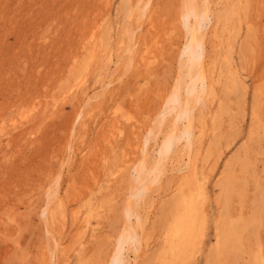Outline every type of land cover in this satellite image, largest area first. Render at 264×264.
Here are the masks:
<instances>
[{"label":"rangeland","instance_id":"374dc122","mask_svg":"<svg viewBox=\"0 0 264 264\" xmlns=\"http://www.w3.org/2000/svg\"><path fill=\"white\" fill-rule=\"evenodd\" d=\"M137 1L0 0V264H113L134 168L143 151L153 162L172 129L164 103L189 83L185 0H150L144 13ZM209 1L202 54L215 98L192 111L206 225L185 264H253L264 253V0ZM228 75L241 85L225 86ZM172 168L137 206V264L167 251L180 214ZM233 226L238 243L217 252Z\"/></svg>","mask_w":264,"mask_h":264},{"label":"bare ground","instance_id":"6f19581e","mask_svg":"<svg viewBox=\"0 0 264 264\" xmlns=\"http://www.w3.org/2000/svg\"><path fill=\"white\" fill-rule=\"evenodd\" d=\"M139 1H137V4L140 3ZM195 1L185 0L182 11L184 13L183 25L186 30V42L182 51V55L185 56L183 68L186 71L185 77L186 79H189V83L186 82L184 78L182 82L178 81V84L176 83L177 86L175 85L172 93L170 92L171 94L167 97L165 103L163 102L165 108L162 111L163 115H161V119L164 120L167 115H170V113L173 114V121L171 123L172 125L170 124L172 129L170 132L165 134L163 140H161V143L157 145L156 150L152 151V154H155L152 163H148L147 161V157L150 155V153L148 151H143L144 148H141L143 151L141 152L143 159L139 158L142 160L139 161L134 168L135 178L133 181H131L136 185L134 186L135 191L133 190L132 192L133 196H130H132L133 200L135 197L136 199L135 202H128V206H126L127 223L123 233L119 237V243L115 249V252L113 250V264H137L138 260L141 258L143 252L142 244L144 225H146L144 220L147 217L142 220L137 212L138 210L136 209L141 201L149 198V186H152L151 184H156L159 181V176L167 172L168 166H172L174 168L177 166L176 169L172 168L169 170V172H173L177 176L175 187L177 194L175 195L176 199L174 204L178 207V209H180V214L174 219L173 223L169 227L170 229L168 228V238L166 239L167 251L164 250L165 253L163 252V257L160 256L158 259H156L158 262L156 264H185L186 261L192 257L194 249L199 243V240L203 237V232L206 225V215L203 210L206 192L204 189V178L198 177V175H200V173H198V169L201 168L200 166H202L203 163H206V159H203V163H200V166L197 167L196 161L197 156L200 155L201 138L203 135L201 131L199 137H196L198 134L196 133L193 124L194 118L192 111L195 107V104L201 103L202 101H205L206 105L209 106L212 103V100L215 98V92L212 84V74L214 68L213 70L212 68L209 70L208 67L207 69L205 68V60L202 54L204 53L203 44L205 42L204 38L206 36L205 22L211 16H209L210 1L202 0L203 3L201 7L198 8L195 5ZM149 2L150 0H146L143 8L140 10L143 4L141 3L140 8H138L139 11H142L143 13L146 12L147 7H149ZM133 10L134 9H132V11ZM138 28L139 27H137L135 30ZM231 76L233 77V75ZM231 76L228 75V81L226 82L225 86L229 85L234 88L240 86V82H235ZM184 84L186 85L184 87L185 96L181 94L183 91L182 86ZM203 116L204 115L201 114V117ZM152 132L153 131H149V136L153 134ZM148 140L149 138L147 139L146 137L143 142V146L146 145ZM182 140L185 142L184 145L178 147L180 141L182 142ZM171 152L176 160L171 158ZM196 183H200V186L196 187L194 192L195 194H193V189L191 187ZM150 204L152 203L150 202ZM169 206H171V204ZM131 219H135V222H133ZM146 222L148 223L147 220ZM237 230H239L238 227L233 226L232 230L224 232L226 236L223 237L222 244H218L216 246L217 252H222L224 247L227 245L235 246L238 243L239 239L236 240V238H239L241 234L235 237V235H237L236 232H238ZM130 245L134 247H132V257H130L129 251L127 250V247ZM252 263L264 264V253L261 252L259 255L255 256V259Z\"/></svg>","mask_w":264,"mask_h":264}]
</instances>
